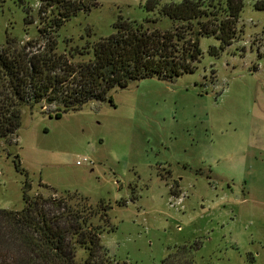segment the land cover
Listing matches in <instances>:
<instances>
[{
	"label": "rangeland",
	"instance_id": "374dc122",
	"mask_svg": "<svg viewBox=\"0 0 264 264\" xmlns=\"http://www.w3.org/2000/svg\"><path fill=\"white\" fill-rule=\"evenodd\" d=\"M94 1L50 35L56 55L87 45V60L118 18H156L167 30L157 10L182 0H159L153 12L148 0ZM55 12L40 0H0V47L8 39L42 50L38 28ZM236 30L221 50L199 37L194 70L174 79L132 81L58 119L45 114L54 106L23 107L15 138L0 141V209L23 208L27 181L29 194L73 209V195L85 199L112 264H160L183 246L192 264H264V0H242ZM81 158L91 164L77 166Z\"/></svg>",
	"mask_w": 264,
	"mask_h": 264
},
{
	"label": "trees",
	"instance_id": "16d2710c",
	"mask_svg": "<svg viewBox=\"0 0 264 264\" xmlns=\"http://www.w3.org/2000/svg\"><path fill=\"white\" fill-rule=\"evenodd\" d=\"M40 1L56 11L38 28L47 46L30 51V42L16 46L7 39L0 47V141L7 143L16 136L23 107L54 106L45 114L58 119L88 102L107 101L111 90L125 88L132 81L154 76L171 80L192 72L201 54L199 37L213 36L219 49H224L238 36L236 24L242 9V0L164 4L157 13L171 21L167 30L153 26L156 18L146 20L147 26L118 18L113 33L94 43L91 57L83 60L89 46L56 55L50 35L57 34L77 12L88 11L95 1ZM158 1L148 0L146 9L153 12ZM15 167L19 169L18 161ZM29 190L26 181L21 210L0 209V264H112L85 199L73 195L80 201L79 208L73 209L63 198L31 195ZM101 210L105 216L102 206ZM77 250L84 254L78 257ZM160 264H192L189 250L183 246Z\"/></svg>",
	"mask_w": 264,
	"mask_h": 264
},
{
	"label": "built area",
	"instance_id": "2783aa9c",
	"mask_svg": "<svg viewBox=\"0 0 264 264\" xmlns=\"http://www.w3.org/2000/svg\"><path fill=\"white\" fill-rule=\"evenodd\" d=\"M85 164H91L90 161H88L87 158H81V159H78L76 161V165L77 166H82V165H85ZM171 197L177 198V200H181L182 195H180V196H172L171 195ZM169 205L171 206V204H169Z\"/></svg>",
	"mask_w": 264,
	"mask_h": 264
}]
</instances>
